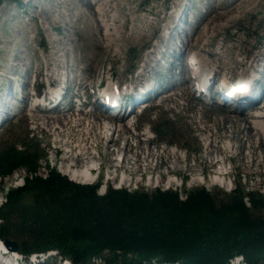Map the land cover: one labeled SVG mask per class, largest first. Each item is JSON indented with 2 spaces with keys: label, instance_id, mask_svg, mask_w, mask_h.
Segmentation results:
<instances>
[{
  "label": "rangeland",
  "instance_id": "rangeland-1",
  "mask_svg": "<svg viewBox=\"0 0 264 264\" xmlns=\"http://www.w3.org/2000/svg\"><path fill=\"white\" fill-rule=\"evenodd\" d=\"M89 1L97 3L94 7L96 9L101 8L105 0ZM228 1L230 0H111L108 5H111L109 11H112L109 14L117 18L116 23L109 21V24H112L113 29L118 28V32L111 35V39L114 40L107 48L106 41L101 36L103 28L96 25V15L85 12L82 17L77 16L80 11L83 12V9L79 8L78 0H16V2L3 0L0 5V111L3 112L2 117L0 116V145L12 142L16 138L22 140V137L28 134V138L39 142L40 148H43L46 154L45 159L39 161V174H45V161L58 171L59 166L66 161L75 163L70 159L73 157L72 152L75 156L76 148L73 147L69 154L67 151L64 153L62 144L59 143V145L58 141L54 143L53 130L44 128L40 122H50L51 118L60 114H65L68 118H78L79 114V118L82 119L81 125L73 128L67 136L71 141L80 144L82 140L87 142L85 139L87 136H84L80 130L85 120L93 116L100 122L97 126L99 134L88 146L92 147L91 150L99 158V161L92 162L96 168L98 164L99 169L97 179L87 184L99 181L101 187L105 184V187L117 188L121 177L122 179L124 177L128 178L129 182L120 183V187L129 191L143 189L148 192L159 188L174 190L183 195L185 190L203 187L212 194L219 192L228 194L235 187H242L246 191H257L264 195V162H261V166L259 165L257 169L250 168L249 163L240 162V157H236L235 154L236 151L241 150V154L245 155L249 147L255 148V160L260 162L261 158H264V141L254 133H251L248 139L243 136L241 122L230 124L228 129L222 128L220 120L223 116L230 114L232 107L230 103L220 98L219 101H222L223 105L214 103L215 98L219 97L215 95L216 91L212 90L214 85H211L213 86L211 87L212 96L206 100L197 98L198 95L194 94L193 89L189 87L188 93L183 94L184 100L180 102L179 108L175 102L169 100L161 102L160 99L161 96L178 92L182 81L187 76L188 65L183 63L184 66H182V62H184V56L191 50L186 47L184 52H180L182 55L180 57L178 49L181 40L184 42L188 37L190 39L193 33L192 22L198 14L203 13L207 2H212V5L217 7V2ZM182 8L185 9V16L178 21L174 19V22L170 24L172 17H177ZM181 29L185 32L181 34L182 38L179 40L176 36L177 33H181ZM200 32L201 37L198 42L192 44L194 46L191 49L194 52H200L206 58V53L213 52L214 57L207 60H216L218 57L222 64L215 79L211 80L212 83L223 79L224 73L229 77L237 76L244 68L236 67L234 63L264 50V0H253L244 8H237L220 21L214 31L210 30L206 34L201 28ZM170 34L174 40L159 51L162 53H151L153 47L159 45V39L164 40L167 37V40ZM64 51H68L67 57L58 59ZM20 56L28 60L15 59ZM65 60L70 66L68 65L69 67L65 70H58L56 67L58 61L65 64ZM262 65L259 67L260 70L264 69ZM25 66L28 68L27 75H24ZM111 71L114 82L123 84L127 90L130 85L134 89L139 86L136 83L138 77L134 79L139 73L142 76L138 80H141L145 86L147 84L150 86L147 93L149 100L145 101L146 106L140 113H137V110L143 106L132 105L130 96L126 98L133 112L129 111L125 115L133 113L136 117L133 119V115H129L128 118L133 124L132 129H134L133 126L135 127L132 132L138 135L137 139L132 140L130 133L122 134L121 131L107 136L111 132L105 133L102 128L112 116H109V112L101 111L97 99L92 95L86 99L80 111L76 101L72 100L74 95L79 94L82 96L79 97V102H85L83 96L92 93L90 88H94V84L99 82V76L103 74V79L107 81ZM62 72L64 75H61ZM262 74L260 71L259 81L248 96L251 94L259 96L261 93L260 88L264 86ZM48 79L52 80L54 88L59 84L63 85V80H66L65 95L62 99L64 105L61 106L71 107L65 111L46 112L38 108L34 109L35 112H29L34 103L33 92L38 88L41 94L46 93ZM63 88L65 85L60 91L63 92ZM134 89L131 90V94L138 92ZM154 93L156 94L153 97ZM160 93L163 94L158 96ZM142 96L145 95L138 94L136 100ZM72 103H74L73 106ZM250 103L254 105L252 101ZM243 111L250 120L249 110ZM33 114L37 115L36 120H32ZM119 116L115 118L118 120ZM157 125H163V131L160 134H153ZM210 129L218 137L217 149L223 150V156L231 160V163L225 161L216 165L217 168L224 166L222 170L226 168L228 174L224 173L225 175H222L223 177L215 183L210 182V178H214L215 175L207 171L204 175L200 174V168L193 166L195 161L200 164L202 158H205V147L208 143L206 137ZM110 137L116 141L114 145L112 143L110 145V151L113 150L114 155H108L105 149ZM145 139H149L148 142L140 146L139 143ZM229 139L232 150L225 149ZM118 149L121 153L116 154ZM151 149L154 154L148 160L152 170L145 171L143 168L146 163L142 157ZM174 150L177 156L185 160L178 165L180 169L178 172L169 173L172 164L168 163L167 157L168 153ZM122 151L128 157L125 164V167H128L126 170L128 177L123 175L122 167H115L121 161ZM131 157L132 160H129ZM110 158L115 159L116 163L114 161L110 163L112 160ZM134 158H137L138 162L133 163ZM138 163L143 165L141 169L139 168L141 170L139 172L135 171ZM86 165L82 163L81 156H78L75 168ZM188 165L193 166V172L188 169ZM111 172L114 177L111 176V179H108V173ZM22 176H25L23 170L15 171L12 176L3 180L4 188L13 186L14 182ZM3 191L0 189V205L3 202ZM99 193H102L101 190ZM57 259L51 257L46 264H56ZM235 263V261L229 262V264ZM93 264H100V261H94Z\"/></svg>",
  "mask_w": 264,
  "mask_h": 264
},
{
  "label": "trees",
  "instance_id": "trees-1",
  "mask_svg": "<svg viewBox=\"0 0 264 264\" xmlns=\"http://www.w3.org/2000/svg\"><path fill=\"white\" fill-rule=\"evenodd\" d=\"M16 2V0H11ZM3 0H0V5ZM157 125L153 134H160ZM0 145L3 180L23 170L0 205V241L24 255L55 251L73 264H264V195L235 187L212 194L203 187L151 191L79 184L45 161L28 138Z\"/></svg>",
  "mask_w": 264,
  "mask_h": 264
},
{
  "label": "bare ground",
  "instance_id": "bare-ground-1",
  "mask_svg": "<svg viewBox=\"0 0 264 264\" xmlns=\"http://www.w3.org/2000/svg\"><path fill=\"white\" fill-rule=\"evenodd\" d=\"M252 1L253 0H230L226 3H224V2L218 3L217 2V7L213 6L214 4L212 5V2H207L203 13L198 14L197 18L191 24L193 33L190 35V39H188L189 38L188 37L184 42H183V40H181V38H182L181 34H183V32H185V30H183V29H181L182 30L181 33H177L176 38L181 40V45L178 49V55L180 57H182L180 52L187 49L186 47H189V49L191 50L192 56H193L192 59H193V61H196L195 65H194V69L196 70L197 77H196V80H191L189 78V75L192 74V76H193V72H194L192 67H191V69H189L191 71V73H189L187 71V76H186V78H184V80L182 81V84L180 85L181 89L180 90L177 89V90H179L178 92H173V93H170L166 96H161L160 97L161 102L169 100L171 102H175L176 106L179 108V107H181V106H179L180 102L184 100L183 94L188 93L189 87H191V89L193 87H195V89H193V93L200 96V94L197 92V90L202 91L203 88H205L204 87L205 83L207 85L206 89H207L208 94L212 95L211 94V88H209V85L211 84V80L215 79V77L217 76L216 74L221 69L222 64L220 63V60L218 57L216 60H214V59H212L211 61L207 60V58L214 57L213 52L206 53L205 55H207V58L204 55H203L204 56L203 57L200 54V52H194L193 49H191L194 46V45L192 46V44L198 42L199 38L201 37V32H200L201 28H203L205 30V33L209 32L210 30L214 31L216 29L217 25H219V22L222 21L225 17L232 14L237 8H239V9L244 8L245 6L251 4ZM110 2H111V0H105L102 3L101 8L97 7L95 9L94 7L97 3H93L89 0H78V4L80 6L79 8L83 9V12L80 11L77 14L78 17H82L83 13H85V12H88L89 14L92 13L93 16L96 15L95 16V18L97 19L96 25L102 26V28H103V32L101 33V36L103 37V40L106 41L105 47H107V48L111 45V42L114 40V39H111V35L116 34L118 32V30H117L118 28L113 29L111 27L112 24H109V21L114 23L116 21V18H117L115 15L109 14L112 11V10L109 11L111 8V5H108V4ZM180 4H181V1H180ZM185 14H186L185 9L182 8L181 13L178 14L177 17L176 16L172 17V19L170 20V24L174 22V19H175V21L180 20L181 18H183L185 16ZM230 21L232 22V19ZM99 23H100V25H99ZM206 34H208V33H206ZM166 38L167 37H165L164 40H163V38H160L159 39V45L158 46L155 45L153 47L151 53H158V54L160 53L161 54L162 52H159V51L162 50V48H165V46H167V44L171 40H174V38L171 34L169 35L167 40H166ZM67 55H68V51H64L62 55L58 56V59H59V57H67ZM162 56H163V54L160 55V58H162ZM188 56H191V55L187 53V55L184 56L185 58H184V62H182V66H184V64L185 65L188 64V61L191 59V58H188ZM24 58H26V57H24ZM24 58L22 56H20V57H16L15 59L16 60H23ZM26 59L28 60V58H26ZM65 61H66V63H65L66 65L64 63H62L61 61H58L57 65H56L58 70L62 71V69L65 70L67 67L70 66L68 61L67 60H65ZM261 64L264 65V50L262 52H258L257 54L251 56L250 58H245V60H241L237 63H234V66H236V67L241 66L244 68L242 70V73L237 74V76L233 75L230 77L226 73H224L226 75H224V74L222 75L223 79L218 80V83H222V84H218V89H216L215 91L217 92L216 94L219 96V98L229 102L231 104V107H232V111L230 112V114L223 116L222 119L220 120V124L222 125V128L228 129V126L230 124H235V123L241 122V123H243L242 129H241V133L243 134V136H246V138L248 139L250 134L254 133V134H257L262 141H264V105L262 106L263 111L260 113V115H258V116H256V115L252 116L251 115L250 120H249V117L246 114H244V111H243V110H249V111L257 110L260 107L259 105L255 104L256 102H254V100L257 99L258 96L256 94H251L252 96L251 95L248 96V94L252 93L255 85L259 81L260 71L263 73L262 79L264 82V69L263 70L259 69ZM27 71H28V68L25 66L24 75H27ZM52 72L56 73L55 71H52ZM214 72H216V73H214ZM111 73H112V71L108 74L110 76V78L112 77ZM139 74H138V79H140V76H142L141 74L140 75ZM61 75H64V73L62 72ZM101 76H103V74H101L99 77H101ZM138 79H137L138 82L136 81V83L139 84L140 86H142V87L139 86L140 90L134 89V91H138V92H133L132 94H131V92L127 93V95L130 96V98H131V102L132 101H139V100L140 101L149 100L147 93H149L150 86H148V84H147V86H145V84L141 80H138ZM246 79L249 82L248 84L245 82ZM223 81L229 82L227 84L229 87L230 86H237L236 88H238V91L233 92V93L232 92H230V93L225 92L223 89H224V87H226L225 86L226 84L225 85H223V84L226 82H223ZM115 83L116 82H112L111 80H108L106 85H112ZM65 84H67V83H65ZM94 87H95V84H94ZM260 87H261V85H260ZM86 88H88V90H89V86H87ZM90 89L92 90V93L88 96H83L85 99L91 95L95 96V94H96L95 99H97L96 101H98L97 103L99 104L98 106L101 108V111L104 110V112H106V113L107 112L113 113L114 111L117 110L118 113H121V115H120L121 117L118 120L116 118L109 117L107 122H105V124L102 128V131L105 133L111 132L108 134L109 136L113 135L112 133H116L118 131H121L122 134L130 133L132 140L137 139L138 135L132 132V130L134 131L135 127L133 126L134 129H132L133 124L131 123V121L128 118L129 115L125 116V114H126L125 112H126L127 108L129 107L128 103H127V99H125V102H124L125 106L124 107H123V105H124V103H123V104H119L117 107L114 106L113 108H103L104 107L103 106L104 101H103V99H102L103 97L101 95L105 96V94H102L99 89L95 90L96 88H93V87ZM260 90L264 92V86L261 87ZM203 91H206V90H203ZM49 93L51 95H53L56 93V90H55V93H54V90L53 91L50 90ZM83 94H85V93H83ZM138 94L139 95L143 94L145 96H142L139 99L137 98L138 100H136V96ZM198 96H197V98H198ZM261 99L264 103V95ZM23 100L25 101V98H23ZM41 100L44 101V98H41ZM79 101L80 100L78 98L76 103H77V105L79 107V111H80L82 109L81 107H83L85 102H79ZM250 101H252V103L254 105H251ZM5 103H7V102H5ZM34 105H36V102H34L32 104V109H30L29 112H35L34 109L36 106H34ZM137 107H139V106H137ZM54 109H56V107ZM67 109H69V108H67ZM67 109H63L62 111H65ZM2 113L3 112L0 111L1 117H2ZM87 114H88V112H87ZM32 116L34 117V118H32V120H36L35 118L37 115L33 114ZM77 117L78 118H74V117L68 118L65 114H60V115L54 116V118H51L52 120H50V122H48V121L40 122V125L44 126V128H46V129H52L53 130L54 141H55L54 143H56V141H58L57 142L58 144L59 143L62 144V146L66 149L65 150L62 147V149H63L62 151H64V153H65V151H67V154H69V152H71L70 150H72L73 147L76 148L75 156H74L73 152L71 153V154H73V157H71V159H70L72 162L76 163L78 156H81L82 163L87 164L85 167L82 166L80 168H75V163H70V162L66 161V162L62 163V165L59 166L58 171L62 174V176L63 175L66 176L70 181H73L76 183H81V184H87V183H91L92 179L94 177V173H93L92 169H95V170L97 169L95 164L92 162L99 161L98 156H95L94 152L91 150L92 147L88 146V145H91L92 142H94L96 140L97 135L99 134V133H97V130H98L97 126L100 122H99L97 117H93V116L90 119H86L84 122L83 128L80 131L84 134V136H87V138H85L87 142L82 140L80 144H77L78 142L71 141L70 138L67 136L73 130V128H77L78 126L81 125L80 121L82 119L79 118L80 115L78 114ZM125 119H127V121H125ZM112 120H114L113 123H112ZM123 121H125V123H123ZM100 127H102V125ZM208 131H209V134L206 137V141H208V143L206 144V147H205V158H202L200 164H197V162L195 161L193 166L194 167L197 166L200 168V174L204 175V173L207 171L208 173H211V175L212 174L215 175L214 178H212V179L210 178V182L215 183V182L219 181L220 178L223 177L225 174H228V172H226V168H224L225 172L222 170V168L224 166L221 165L219 168H217L216 165H218L219 163L220 164L225 163V161H229L231 163V160L226 159V157L223 156V153H224L223 150L217 149L216 140L218 139V137L216 136V133L214 131H212V129H210ZM61 135H64V136L62 137ZM148 140L149 139L142 140L143 142H140L139 145L143 146L144 144H146V142H148ZM126 141H128V140L126 139ZM111 143H112V145H114L116 143V141L110 137L109 141L106 142V147H105V149L108 152V155H114V151L113 150L110 151ZM225 149H229V150L231 149L232 150V145L230 143V139L228 140V144L226 145ZM174 152H172V151L169 152L168 157H167L168 163L172 164V168L169 171V173L178 172L180 170L178 165L183 163V161L185 160V159L183 160V159H181V157L177 156L176 150H174ZM117 153H121L120 150L117 151L116 154ZM152 154H154V152L151 149V150H149L148 154H146L142 157L143 161L146 163L144 165L145 167L143 168L145 171L146 170L147 171L152 170V168L149 166V160H148ZM235 154H236V157H238V156L240 157V162H242L244 164L249 163L248 166L250 168L255 167V169H257L259 167L260 163L264 162V158H261L260 162H257L255 160V157H254L255 148L251 149V147H249L247 150V153L245 155L241 154V150L236 151ZM220 156H221V158H220ZM132 157L129 160H132ZM66 158H64V159H66ZM83 159H85V160H83ZM110 159H112V158H110ZM136 159L134 158L133 160H135V161H132V162L136 163V161L138 160V159L137 160ZM127 160H128V157L125 155V152L122 151L121 161L119 162V165H115V167L119 166V167L123 168V175H125V177H128L127 171H126L128 169V167L127 168L125 167ZM112 161H114L116 163L115 159H112L110 161V163ZM117 163H118V161H117ZM136 165H137L136 168H138V170L135 168V171H137V172L141 171L140 169H141V167H143V165H140L139 163ZM111 166H113V165L111 164ZM193 166L188 165V169L192 172L194 171ZM112 173L113 172L108 173V176H109L108 179H111L110 178L111 176H112V178L114 177ZM218 174H220L221 176ZM12 175H10V176H12ZM217 178H218V180H216ZM194 181L197 182V180H195V179H194ZM122 182H124V184H126L129 182V180H128V178L125 179L123 177V179H122V177H121L120 183H122ZM22 184H23V176L21 178H19L17 182H14L13 186L11 185L10 187H18V186H21ZM8 188L5 187L3 193Z\"/></svg>",
  "mask_w": 264,
  "mask_h": 264
},
{
  "label": "water",
  "instance_id": "water-1",
  "mask_svg": "<svg viewBox=\"0 0 264 264\" xmlns=\"http://www.w3.org/2000/svg\"><path fill=\"white\" fill-rule=\"evenodd\" d=\"M3 243L6 245V246H9L11 249H16V244L12 241H8V240H4Z\"/></svg>",
  "mask_w": 264,
  "mask_h": 264
}]
</instances>
